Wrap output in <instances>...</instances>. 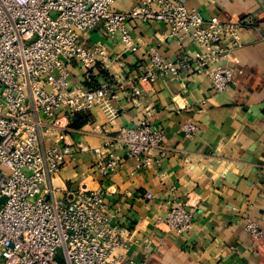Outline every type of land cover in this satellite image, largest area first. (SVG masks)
Masks as SVG:
<instances>
[{
	"label": "crops",
	"instance_id": "crops-1",
	"mask_svg": "<svg viewBox=\"0 0 264 264\" xmlns=\"http://www.w3.org/2000/svg\"><path fill=\"white\" fill-rule=\"evenodd\" d=\"M180 1L206 19L253 21L260 27L244 28L243 46L222 61L236 69V83L216 92L210 78L190 65L175 80H142L153 49L179 61L201 52L189 35L171 36L161 21L127 23L136 51L125 49L120 34L96 30L83 36L84 46L102 45L106 56L90 68L72 61L71 80L88 87L111 80L118 92L110 101L117 116L112 119L96 105L71 117L72 153L51 179L53 192L70 195L83 182L102 190L120 237L131 242L127 255L135 264H264V236L253 244L245 230L248 219L264 229V0ZM139 2L117 0L114 8L124 11ZM144 118L164 130L166 157L142 169L127 160L102 178L93 149L106 145L121 152L120 129ZM187 121L199 126L192 138L182 130ZM178 202L194 210V225L184 234L169 231L165 222Z\"/></svg>",
	"mask_w": 264,
	"mask_h": 264
},
{
	"label": "built area",
	"instance_id": "built-area-1",
	"mask_svg": "<svg viewBox=\"0 0 264 264\" xmlns=\"http://www.w3.org/2000/svg\"><path fill=\"white\" fill-rule=\"evenodd\" d=\"M116 1L0 0V264H135L127 255L131 242L120 237L102 190L83 182L70 195L53 192L51 179L72 153L71 117L96 105L112 119L117 116L111 80L93 87L71 80L72 61L90 68L106 56L102 45L84 46L83 36L96 30L120 34L125 49L136 51L127 23L161 21L171 36L189 35L201 52L179 61L153 49L141 79L175 80L190 65L210 78L216 92H224L236 83V69L222 61L243 46L244 28L260 31L253 21L206 19L180 0H140L124 11L114 8ZM182 130L192 138L199 126L187 121ZM48 138L54 143L47 145ZM165 139L164 130L144 118L120 129L121 152L94 148V165L102 178L127 160L137 169L158 166L167 155ZM165 222L169 231L184 234L194 225V210L178 202ZM245 230L253 244L264 236L252 219Z\"/></svg>",
	"mask_w": 264,
	"mask_h": 264
},
{
	"label": "rangeland",
	"instance_id": "rangeland-1",
	"mask_svg": "<svg viewBox=\"0 0 264 264\" xmlns=\"http://www.w3.org/2000/svg\"><path fill=\"white\" fill-rule=\"evenodd\" d=\"M62 259V258H61Z\"/></svg>",
	"mask_w": 264,
	"mask_h": 264
}]
</instances>
